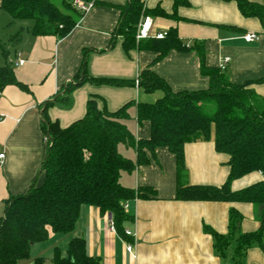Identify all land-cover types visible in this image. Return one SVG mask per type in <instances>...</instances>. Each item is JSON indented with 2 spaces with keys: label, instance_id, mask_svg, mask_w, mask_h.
I'll return each instance as SVG.
<instances>
[{
  "label": "crops",
  "instance_id": "crops-1",
  "mask_svg": "<svg viewBox=\"0 0 264 264\" xmlns=\"http://www.w3.org/2000/svg\"><path fill=\"white\" fill-rule=\"evenodd\" d=\"M127 1L97 0L63 37L35 36L30 30L31 21L13 19L7 11L0 10L8 26L0 35V42L8 51L5 56L0 49V65L11 63L16 78L28 86V90H23L8 85L0 92V151L5 152L0 163V217L10 196L30 189L46 156L47 139L39 105L63 93L82 64L84 50H88V74L94 78L136 80L143 69L150 68L174 91L208 88L210 79L201 72L194 50L173 49L157 61L154 60L158 54L153 50L125 51L123 36H114V31L121 14L118 6ZM141 1L153 18L154 32L175 29L187 45L204 42L209 67L218 68L229 57L228 77L235 83L253 81L251 87L264 95V21L244 16L235 0H187V4L177 7L174 0ZM251 1L264 4V0ZM142 19L143 16L140 22ZM249 32L258 38L247 42L243 36ZM18 60L24 63L14 65ZM159 95L145 93L136 85L85 82L73 91L70 107L53 104L48 107V114L61 127H67L85 115L88 99L96 96L98 106L111 111L129 104L126 126L136 139L148 138L150 122H139L137 105L140 101L152 102ZM118 150L134 162L137 160L133 147L120 143ZM184 155L191 184L225 183L230 172L229 155L216 150L213 137L186 143ZM147 156L148 163L137 164L120 176L126 187L151 186L156 190L150 198L123 201V207L128 203L124 208L130 217L124 222V230L132 235L116 230L111 213L102 214L96 206L83 205L74 230L67 233L70 238H83L87 254L99 264H235L234 245L226 247L225 253L217 252L213 236L204 230V225L226 234L229 210L235 206L243 214L242 231H255L259 226L255 206L244 202L177 200L175 156L167 147H158L155 157L150 152ZM263 179L261 171H252L234 179L231 188L238 190ZM41 181L42 176L38 183ZM128 243L133 244L132 251L127 249ZM66 253L67 250L62 251L63 255ZM244 263L264 264V239L263 247L256 245L247 250Z\"/></svg>",
  "mask_w": 264,
  "mask_h": 264
},
{
  "label": "trees",
  "instance_id": "trees-1",
  "mask_svg": "<svg viewBox=\"0 0 264 264\" xmlns=\"http://www.w3.org/2000/svg\"><path fill=\"white\" fill-rule=\"evenodd\" d=\"M235 1L244 16L264 21V4ZM187 3V0H174L175 7ZM118 8L121 14L114 36H123L125 51L153 50L158 54L154 60L157 61L173 49L194 50L201 72L210 79L209 86L204 90L174 91L150 68L143 69L136 80L94 78L88 74V50H84L82 64L64 86L63 93L39 105L41 127L47 139L46 156L30 189L25 194L10 196L5 202L4 214L0 217V264H21L29 258L34 243L48 239L51 233L72 232L83 205L96 206L102 214L111 213L116 230L124 235V222L130 217L123 201L150 198L156 195V190L151 186L126 187L120 182V176L123 171H132L137 164L148 163L147 152L155 157L158 147H167L176 158L177 200L244 202L255 206L259 222L255 231H242L243 214L235 206L229 210L226 234L204 225V230L213 236L217 252L225 253V248L233 244L232 260L235 264H245L249 248L263 247L264 179L238 190H233L231 183L252 171H261L264 176V95L251 87L253 81L235 83L226 69L209 67L204 42L187 45L175 29L166 31L163 38L152 36L137 40L140 18L150 12L141 0H128ZM1 9L13 19L31 20L30 30L35 36L63 37L82 16L73 0H61L59 6L54 0H1ZM155 12L166 14L162 10ZM0 49L7 56L8 51L1 42ZM85 82L136 85L145 93H159L156 100L140 101L137 105L139 122H150L149 137L136 139L126 126L129 104L111 111L106 106L100 108L96 96L88 99L85 115L69 126L61 127L52 120L48 107L53 104L70 107L73 91ZM8 85L28 90V86L16 78L13 65L6 62L0 65V92ZM212 137L216 150L229 155V175L220 186L191 184L184 146ZM120 143L136 150L135 162L119 152ZM40 176L42 181L38 183ZM44 261L45 257L40 256L33 264H44ZM52 262L99 264L87 254L85 240L81 237L70 240L66 255L55 247Z\"/></svg>",
  "mask_w": 264,
  "mask_h": 264
},
{
  "label": "built area",
  "instance_id": "built-area-1",
  "mask_svg": "<svg viewBox=\"0 0 264 264\" xmlns=\"http://www.w3.org/2000/svg\"><path fill=\"white\" fill-rule=\"evenodd\" d=\"M96 0H73V4L74 6L81 12V14H85L86 12H88L91 8L94 7ZM154 28V21L153 18L149 15H146L143 17V19L141 20V22L138 24V28H137V33H136V39H142V38H147V37H157V38H163L165 35V32L163 31H153ZM243 38L247 41V42H251L254 41L255 39L258 38V35L252 32L246 33L244 34ZM230 61L229 57H225L223 59V61L220 64V68L222 69H226L227 65ZM24 60H18L17 62H15L14 65H20L23 64ZM3 119V114L0 112V120ZM5 158V152L4 151H0V163H2V161ZM124 207H128V203L126 202L124 204ZM127 235H132L131 231L127 230L126 231ZM127 249L132 251L133 250V244H127Z\"/></svg>",
  "mask_w": 264,
  "mask_h": 264
},
{
  "label": "rangeland",
  "instance_id": "rangeland-1",
  "mask_svg": "<svg viewBox=\"0 0 264 264\" xmlns=\"http://www.w3.org/2000/svg\"><path fill=\"white\" fill-rule=\"evenodd\" d=\"M54 2L58 6L61 5V0H54ZM5 23H6L5 17L0 15V35H2L5 32V30H7L8 26ZM70 239L71 238L69 234L52 233L48 239L34 243L31 247L29 258L21 261V264H33L34 260L40 256L45 257L44 264H53L52 256L55 247H58L61 250V252L62 251L65 252L67 250Z\"/></svg>",
  "mask_w": 264,
  "mask_h": 264
}]
</instances>
